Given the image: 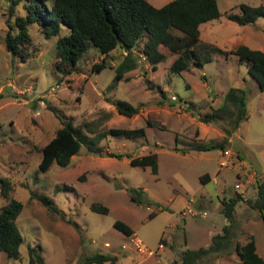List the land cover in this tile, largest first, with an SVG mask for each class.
<instances>
[{
	"label": "rangeland",
	"instance_id": "1",
	"mask_svg": "<svg viewBox=\"0 0 264 264\" xmlns=\"http://www.w3.org/2000/svg\"><path fill=\"white\" fill-rule=\"evenodd\" d=\"M12 1L0 0V207L11 199L23 202L16 219L23 241L19 258L0 249V264H30L29 246L39 249L45 264H81L96 251L115 253L117 264H169L186 248L218 239L213 234L229 223L222 199L237 192L243 199L230 226L234 238H220L219 247L199 264H241L235 244L251 235L264 257V220L247 201L255 196L257 182L264 181V90L248 62L228 51L240 43L264 51V16L240 24L227 15L240 12V3L264 0H217L220 15L199 25L194 48L200 62L173 72L169 67L175 54L164 49L167 57L154 67L138 46L133 53L137 64L117 80L115 67L124 50L103 55L95 46L81 56L76 71L61 79L53 65L58 36H46L36 22L28 24L27 58L13 55L5 46L7 20L24 14L25 0L15 4L13 14ZM149 1L160 6L168 0ZM67 32L64 26L60 34ZM103 57L106 66L95 70L93 64ZM230 86L244 88L248 117L230 134L223 131L224 121L200 124V116L219 106ZM118 99L138 106V113L119 112L114 105ZM62 120L81 126L94 140L101 132L95 145L102 153L82 143L68 165L53 161L41 170V148L56 136ZM113 126H143L145 134L114 135L108 131ZM223 139L224 147L216 144ZM225 148L230 150L229 164L222 166ZM153 152L156 173L150 165L129 162ZM206 172L211 179L204 183L201 175ZM131 188L141 190V201L131 198ZM34 193L49 196L54 208ZM94 203L108 210H93ZM116 219L130 225L154 254L138 250L130 235L113 225Z\"/></svg>",
	"mask_w": 264,
	"mask_h": 264
},
{
	"label": "trees",
	"instance_id": "2",
	"mask_svg": "<svg viewBox=\"0 0 264 264\" xmlns=\"http://www.w3.org/2000/svg\"><path fill=\"white\" fill-rule=\"evenodd\" d=\"M20 0H13L10 13ZM240 12H228V17L240 24L252 23L259 16H264V3L251 5L240 3ZM24 14L16 15L14 20H7L8 30L5 33V46L13 55L21 60L27 58L25 48L30 42L28 24L36 22L46 36L57 35L54 67L61 73V79L76 71L81 56L91 47L95 46L103 55L109 54L116 48H122L126 53L121 62L115 67V80L120 79L124 72L137 64L134 49L139 46L140 53L154 67L156 63L167 57L168 53L175 54L170 64V70L180 72L189 67L192 61L200 62L194 45L200 39L199 25L220 15L217 0H168L163 5L156 6L149 0H25ZM66 26L68 32L60 34L62 27ZM168 50V53L164 51ZM239 60L248 62V70L256 79L260 89L264 90V51L240 43L230 50ZM106 66L105 58L93 64L95 70ZM246 95L242 87L230 86L225 92L222 103L213 107L211 111L200 116L206 123L224 121L223 131L230 134L239 122L248 117L246 108ZM116 109L127 115L138 113L139 107L127 100L114 101ZM62 125L56 130V136L41 148L42 156L39 168L46 170L55 161L66 166L81 144H86L90 151L102 153V148L96 140L102 135L97 132L95 140L81 131V126L73 124L71 120H62ZM83 126L90 132L88 121ZM108 131L114 135L137 136L145 134L143 126L135 128L110 127ZM225 139L216 143L224 147ZM199 148L206 147L199 145ZM109 155H117L107 152ZM132 165H150L152 172L156 173L157 155L155 152L141 156L130 157ZM208 177L207 173L201 175V180ZM131 198L141 201V190L131 188ZM49 208H54L52 199L45 194H33ZM241 192L234 196L222 199V210L229 223L223 226L222 233L215 234L212 243L198 248H186L179 259L169 264H199L200 260L214 248L221 244L222 237L229 234L230 226L234 220ZM253 208L262 214L264 220V181H258L256 194L247 199ZM23 208L19 199H11L0 207V249L13 258L20 257L19 245L23 236L19 230L16 219ZM93 210L107 211L105 205L92 204ZM151 212L150 215H153ZM113 225L126 234L133 229L126 222L116 219ZM241 264H264V257L256 248L254 237L251 235L245 242L235 244ZM118 256L115 253L96 251L86 255L81 264H117ZM30 264H45L42 253L36 246H29Z\"/></svg>",
	"mask_w": 264,
	"mask_h": 264
},
{
	"label": "built area",
	"instance_id": "3",
	"mask_svg": "<svg viewBox=\"0 0 264 264\" xmlns=\"http://www.w3.org/2000/svg\"><path fill=\"white\" fill-rule=\"evenodd\" d=\"M124 53H126V51L124 50ZM173 99H175L176 98V96L175 95H172L171 96ZM228 141H232V139L231 138H228ZM223 154L225 155V158H223L221 161H220V165H228L229 164V160H228V156H229V154H230V150L228 149V148H225V149H223ZM186 207H188V206H186ZM203 213H204V211H203ZM130 240L132 241V243H133V245L138 249V250H140L141 252H143V253H145L147 256H149V255H153L154 254V250H151V249H149V248H147L146 247V245L144 244V242L140 239V238H138V237H136L135 235H133V234H131L130 235ZM106 244H108V242L106 243ZM158 246L161 248V247H163V244H162V242H160L159 244H158Z\"/></svg>",
	"mask_w": 264,
	"mask_h": 264
},
{
	"label": "crops",
	"instance_id": "4",
	"mask_svg": "<svg viewBox=\"0 0 264 264\" xmlns=\"http://www.w3.org/2000/svg\"><path fill=\"white\" fill-rule=\"evenodd\" d=\"M198 122L201 124V123H203V121L200 119V120H198ZM204 123H206V122H204ZM207 125V124H206ZM234 132V130L232 131V133ZM229 138H231L232 139V141H233V138H232V136L231 135H229ZM207 173V172H206ZM204 174V173H203ZM208 174V173H207ZM211 178H210V176H209V174H208V177H205L204 178V180L205 181H202V182H207V181H209ZM243 191H245V190H243ZM232 197V196H231ZM242 197H243V194H242ZM243 199V198H242ZM241 199V200H242ZM240 200V201H241ZM232 233L233 232H229V234H228V236H227V239L230 241L232 238H234L233 236H232ZM131 234H134L133 232L131 233ZM131 234H128V235H131ZM213 235H215V233L213 234ZM228 251V253L230 252L229 250H227ZM173 260H175V258L173 259ZM173 260H171V262L173 261ZM210 264H212V263H210ZM214 264H216V263H214Z\"/></svg>",
	"mask_w": 264,
	"mask_h": 264
}]
</instances>
